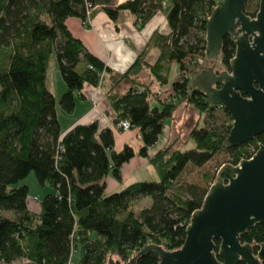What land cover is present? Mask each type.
Returning a JSON list of instances; mask_svg holds the SVG:
<instances>
[{"label":"trees","instance_id":"1","mask_svg":"<svg viewBox=\"0 0 264 264\" xmlns=\"http://www.w3.org/2000/svg\"><path fill=\"white\" fill-rule=\"evenodd\" d=\"M218 1L172 0L170 32H156L130 70L113 76L109 102L115 123L127 119L131 129L139 128L143 145L136 152L129 144L116 150L113 130L100 128L98 122L63 131L57 108L72 114L84 85L97 87L104 73L111 72L73 35L66 20L88 22L91 3L93 8L102 6L112 20L129 10L137 24L144 25L162 10L164 0H0V264H108L114 256L128 261L149 243L171 251L183 246L187 226L203 207L209 187L178 183L181 174L189 165L204 166L224 150L236 165L264 144L263 132L227 149L224 142L233 125L229 112L211 105L200 90L190 93V77L206 57L207 23ZM254 1L246 6L250 16L259 7L250 10ZM153 47L160 54L150 64L147 54ZM235 51L233 38L226 36L221 51L226 68ZM52 59L66 85L59 99L47 84ZM172 63L179 65L180 76L170 82L167 68ZM146 68L161 87L171 86L168 94L154 90L152 81L140 80ZM125 79L131 81L130 89L116 91ZM183 102L205 117V124L199 122L190 132L194 146L182 150L172 142L152 154L166 120ZM136 154L149 159L158 177L107 193L106 178L121 182L123 165ZM31 172L41 185L49 183L54 189L41 199L39 212L29 206V186H15ZM144 198L152 204L141 209ZM240 239L263 242L264 222ZM215 242L218 251L220 242ZM78 248L81 254L75 260ZM159 262L150 252L138 256L136 264Z\"/></svg>","mask_w":264,"mask_h":264},{"label":"water","instance_id":"2","mask_svg":"<svg viewBox=\"0 0 264 264\" xmlns=\"http://www.w3.org/2000/svg\"><path fill=\"white\" fill-rule=\"evenodd\" d=\"M250 1L217 2L207 23L205 51L214 62L189 81L191 94L200 90L211 105L229 112L233 125L224 142L227 149L264 132V0H258L255 16L246 13ZM228 35L236 51L229 66L220 69L218 59ZM263 222L264 144H260L251 158L219 168L203 207L193 213L180 249L171 251L149 243L128 261L114 256L108 264H136L138 256L150 252L159 256V264H264V241L253 245L240 239Z\"/></svg>","mask_w":264,"mask_h":264},{"label":"crops","instance_id":"3","mask_svg":"<svg viewBox=\"0 0 264 264\" xmlns=\"http://www.w3.org/2000/svg\"><path fill=\"white\" fill-rule=\"evenodd\" d=\"M125 1L127 0H116V3L121 4ZM171 6L172 0H164L162 10H159L144 25L137 24L136 15L129 10H123L117 20H112L106 14L102 6H96L93 9L92 15L88 18V22L86 23L78 17L67 18L66 24L73 35L79 38L94 55L103 60L107 67L111 69V72L104 73L103 78L97 87L89 83L84 85L81 96L77 98L75 111L72 114L65 113L60 107L57 108L64 132L76 124H89L98 122L100 128L109 127L113 130L116 150H119L118 148L121 146L123 148V145L125 144H129L135 149L136 152L139 151L143 145L141 132L138 127L123 131L116 125V113L112 109L109 102V91L113 87V76L121 75L130 70L139 55L147 48L149 41L156 32H161L163 34H168L170 32L167 14ZM159 54L160 52L158 48L153 47L152 49H149L147 61L150 64L155 63L159 57ZM174 66H176L175 80H177L180 76V69L178 67L179 65L177 63L170 64L167 68V76L170 82L172 81L169 77V74ZM49 69H51L54 74L51 81L49 78H47V84L49 89L56 95V98L59 99L66 90V85L58 70L57 64L52 68L49 66L48 70ZM153 79L152 73L148 68L143 70L140 74L141 81H152L151 83L154 90L161 91L162 89L161 92L165 94L169 93L171 88L170 85L161 87L159 83ZM130 87L131 81L125 79L116 88V91L126 92L130 89ZM151 99H153L151 102L154 104V106L158 105V101L154 97ZM189 106L190 104L183 102L179 105L173 115L166 120L165 127L159 142L151 149L152 154L158 149L172 142L175 143L176 147L177 142L180 140L181 134L179 133V129L173 126V123H171V125L169 124V121L173 119L174 116H178L181 108H189ZM199 119H201L200 113L198 116V120ZM199 121L196 124H198ZM177 123H179V121ZM192 128L190 129V132ZM161 141L163 143H161ZM144 167H151L149 159L136 154V156L130 162H127L123 165L122 181L124 180L125 176H131L134 172ZM106 182L107 193H112L125 188H121L123 183L116 181L111 175L106 178ZM149 200L150 198H144L141 203H147Z\"/></svg>","mask_w":264,"mask_h":264},{"label":"rangeland","instance_id":"4","mask_svg":"<svg viewBox=\"0 0 264 264\" xmlns=\"http://www.w3.org/2000/svg\"><path fill=\"white\" fill-rule=\"evenodd\" d=\"M258 3H259L258 0L252 2V5L250 6V10L253 11L258 5ZM213 62L214 60L212 59H208L207 57L204 58L202 57L200 64L201 67H204V66L212 65ZM55 65H56V59H52L50 62V68H52ZM218 68L220 69L226 68L222 63L221 56L218 59ZM175 70H176V66L173 67L172 71L169 74L171 81H174L176 79ZM48 72H49L48 78L51 81L54 73L51 69H49ZM151 104L154 106L152 102ZM198 116H199V111L194 106L190 105L189 108L187 107L181 108L178 116H174L173 119L169 121V124L171 125V123H173V126L175 128H178L179 133L181 134L180 140L176 144L177 148L185 150L192 148L194 146L193 140L189 138L190 129L196 126L197 125L196 123L199 120L201 125L205 124V117L198 120ZM178 121L179 123H177ZM161 143L163 142L161 141ZM121 148L122 146L119 147L118 149L120 150ZM231 160H232V156L228 151L226 150L221 151L217 153L207 164H205L202 167H195L189 165L187 169L181 174L178 183H198L210 188L211 184L215 182L219 168L226 163H231ZM157 177H158L157 172L152 165L151 167H144L134 172L133 175L131 176H125L124 180L120 182L123 183L121 185V188L126 187L129 184L136 182L138 180H143V179L152 180V179H156ZM24 184L28 185L30 189L29 199H28L30 208L34 211H42L41 199L45 195L53 192L54 191L53 187L49 183H46L45 185H41L38 179L36 178L34 172H31L27 178L23 179L15 186H20ZM151 204H152V200L150 199L147 203H141L140 207L142 209L146 206H150ZM80 254H81V249L80 248L76 249L74 251L73 258L77 260L80 257Z\"/></svg>","mask_w":264,"mask_h":264},{"label":"built area","instance_id":"5","mask_svg":"<svg viewBox=\"0 0 264 264\" xmlns=\"http://www.w3.org/2000/svg\"><path fill=\"white\" fill-rule=\"evenodd\" d=\"M87 6H88V18L90 17V15H91V10L93 9V6H92V4L91 3H87ZM120 129H122L123 131H127V130H130L131 129V124H130V122H129V120H127V119H124V120H121L119 123H118V125H117ZM252 153H251V155L248 157V158H251L253 155H254V153L257 151V149H254V148H252ZM69 264H74V263H69Z\"/></svg>","mask_w":264,"mask_h":264},{"label":"flooded vegetation","instance_id":"6","mask_svg":"<svg viewBox=\"0 0 264 264\" xmlns=\"http://www.w3.org/2000/svg\"><path fill=\"white\" fill-rule=\"evenodd\" d=\"M226 69V68H225ZM252 244V243H251ZM253 245H255V244H253Z\"/></svg>","mask_w":264,"mask_h":264}]
</instances>
